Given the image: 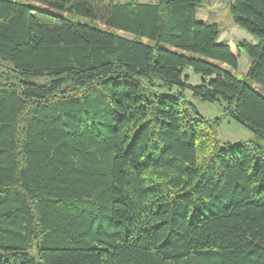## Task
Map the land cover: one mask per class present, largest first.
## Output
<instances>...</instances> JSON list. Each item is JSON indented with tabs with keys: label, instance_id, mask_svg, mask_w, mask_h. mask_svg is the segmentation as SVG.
Returning <instances> with one entry per match:
<instances>
[{
	"label": "trees",
	"instance_id": "1",
	"mask_svg": "<svg viewBox=\"0 0 264 264\" xmlns=\"http://www.w3.org/2000/svg\"><path fill=\"white\" fill-rule=\"evenodd\" d=\"M202 2L0 0V264H264V0Z\"/></svg>",
	"mask_w": 264,
	"mask_h": 264
},
{
	"label": "rangeland",
	"instance_id": "2",
	"mask_svg": "<svg viewBox=\"0 0 264 264\" xmlns=\"http://www.w3.org/2000/svg\"><path fill=\"white\" fill-rule=\"evenodd\" d=\"M140 3H155L158 0H136ZM231 0H203L202 4L196 6V20L198 22L206 24H216L221 32L217 44L225 45H237L242 42H247L251 44H256L257 40L248 34L247 32L241 30L233 24L231 15L229 13ZM81 22V21H78ZM103 27H100L102 29ZM121 37L130 38L129 35L124 33H118ZM145 42V41H144ZM169 51H174L181 53L171 47H165ZM202 61L212 63L215 66L220 67L236 79L240 81H245L243 76L233 71L230 67L220 62L207 60L205 58H200ZM184 75L188 76V84L190 86H197L203 79L200 75H195L191 70H186ZM257 92H261L255 87ZM184 98L186 101L194 105L198 113L207 119H221V123L217 128V140L220 147L225 144L231 146L247 142L254 141L255 135L250 132L247 128L233 120L232 118L224 115L222 106L218 104H210L201 102L199 99L193 98L189 90L184 91Z\"/></svg>",
	"mask_w": 264,
	"mask_h": 264
}]
</instances>
